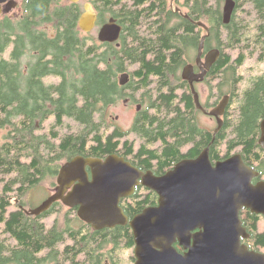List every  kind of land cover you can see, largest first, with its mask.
Returning <instances> with one entry per match:
<instances>
[{"label":"trees","instance_id":"1","mask_svg":"<svg viewBox=\"0 0 264 264\" xmlns=\"http://www.w3.org/2000/svg\"><path fill=\"white\" fill-rule=\"evenodd\" d=\"M88 1L98 11V24L106 12L118 18L119 45L81 31L82 3L68 0H26L21 20L0 29V264H125L121 255L134 246L129 225L96 230L60 201L38 216L26 212L30 194L45 182L54 185L61 164L76 155L118 154L140 169L155 165L163 172L209 146L211 159L238 153L264 174L259 167L264 74L241 89L237 72L248 56L264 58V0H234L228 24L222 20L224 0ZM145 2L151 14L139 18L134 6ZM171 2L188 17L174 14ZM193 21L208 28L204 50L220 51L212 68L215 103L232 92L228 116L214 134L198 125L187 83L178 84L184 89L180 96L175 81L181 78L172 77L206 32ZM132 66L136 85H120L119 75ZM52 77L57 81L49 82ZM127 96L142 106L130 131L108 115ZM155 202L136 190L122 207L130 219ZM240 218L250 245L264 247L261 217L244 209ZM130 258L133 264V252Z\"/></svg>","mask_w":264,"mask_h":264},{"label":"water","instance_id":"2","mask_svg":"<svg viewBox=\"0 0 264 264\" xmlns=\"http://www.w3.org/2000/svg\"><path fill=\"white\" fill-rule=\"evenodd\" d=\"M235 8L234 0H224V24L231 21ZM97 19L92 4L84 2L78 17L79 29L91 32ZM193 22L207 31L200 39L196 56L202 79L204 72L217 61L219 50L211 51L202 60L208 28L202 22ZM121 31V25L111 16L100 26L97 39L114 43ZM181 76L189 82L195 106L204 111L193 87L197 80L193 78V65H185ZM118 81L124 85L128 74H121ZM227 104L225 96L207 113L217 119L215 132L222 125L220 116ZM260 126L259 144L264 149V117ZM86 168L90 169V179ZM256 175L238 153L211 163L208 147L196 158L176 162L161 176L143 172L116 154L105 159L75 156L60 167L56 190L27 213L38 216L60 200L69 208L76 207L78 217L96 230L129 225L134 238V264H264V253L249 250L241 243L247 231L240 211L245 208L264 215V181L252 183ZM139 184L154 190L158 202L129 219L120 201L130 196Z\"/></svg>","mask_w":264,"mask_h":264},{"label":"flooded vegetation","instance_id":"3","mask_svg":"<svg viewBox=\"0 0 264 264\" xmlns=\"http://www.w3.org/2000/svg\"><path fill=\"white\" fill-rule=\"evenodd\" d=\"M25 1L26 0H0V29H5L8 25H12V24H14V23H16V22H18L19 20H21V18L23 17V12H24V4H25ZM69 1V0H68ZM118 2V1H117ZM118 4L119 3H117V5L115 6V8H117V6H118ZM150 5V2H145L144 4H140L139 5V8H137L136 6H134V8L136 9V11H137V13H138V15H139V18H146L148 15H150L151 14V12L147 9V7ZM171 6H172V10H173V13L175 14V13H178V15L179 16H183V13H182V11L179 9V7H177V6H175V5H173V2H171ZM177 9V10H174V9ZM117 10V9H116ZM97 11V10H96ZM97 13H98V11H97ZM107 14L109 15L108 16V18L105 16V20H107V19H109V17H111V16H113V14L111 13V12H107ZM114 17V16H113ZM116 18V17H115ZM116 20H117V23L119 24V25H121L120 24V22L118 21V18H116ZM103 23V22H102ZM101 23V24H102ZM121 27H122V29H123V26L121 25ZM99 30V29H98ZM98 30H97V32H98ZM121 33H122V31H121ZM120 36H121V34H120ZM96 38H97V34H96ZM120 39V38H119ZM211 48H213V47H211ZM210 48V49H211ZM209 49V50H210ZM209 50H207V51H205L204 49H203V52H202V59L204 60V57L208 54V51ZM196 51H197V49H196ZM191 64H193V63H191ZM185 65V64H184ZM184 65L182 66V67H180L177 71H176V74H174L172 77H178V76H180V78H181V80L179 81V80H177V81H175V84L178 86V84H182L183 82H186L187 83V86H188V88H189V92L192 94V91H191V88H190V85H189V82L188 81H186V80H184V79H182V76H181V73H182V70H183V68H184ZM213 66H214V64L213 65H211L210 66V68L208 69V70H206L205 72H204V74H203V77H202V79H201V77H200V75L199 74H201V68L200 67H198V66H196V65H194V67H193V74H194V76H193V78H197V80H195L194 82H193V87H194V90L197 92V90H196V87H197V85H199V84H206L208 87H209V89H210V93H209V95H208V99H207V102L206 103H204V104H202L201 102V106L203 107V109H204V111L203 110H200V109H198L196 106H195V108H196V110H197V112H196V117H197V115L199 114V113H202L204 116H207V117H209L210 118V120H214L215 122H216V118L214 117V116H209L207 113L214 107V106H216L218 103H219V101L223 98V97H225V96H228V104H227V106H226V108H225V111H224V113L221 115V119H222V125H221V127L219 128V130L218 131H220L221 129H222V127H223V125H224V120H225V117H227L228 116V113H229V107L231 106V101H232V99H231V95H232V92H227L226 94H222L221 96H220V98L217 100V102L215 103V100H216V91H215V86H214V76H213V73H212V68H213ZM134 70H135V68H134V66H132V67H130L129 68V70L128 71H125V72H122L121 74H123V73H127L128 74V81L125 83V84H127V83H134L135 85H136V80L138 79L135 75H134ZM120 74V75H121ZM120 75H119V77H120ZM119 77H118V79H119ZM124 84V85H125ZM152 85H154V84H152ZM144 92V90L142 89V88H139L138 89V91H137V94L138 95H140L141 93H143ZM183 92H184V89L183 88H180L179 86H178V91H177V93L181 96L182 94H183ZM198 93V92H197ZM187 95H188V93H187ZM192 96H193V94H192ZM198 96H199V93H198ZM123 100V103L124 104H131V105H133V104H140L141 102L140 101H138V102H132L131 100H130V97L129 96H127V97H125V98H123L122 99ZM124 100H126V102L124 101ZM199 100H200V96H199ZM144 101V100H143ZM134 120V117H133V119H132V121ZM198 120V119H197ZM198 125H199V123H198ZM132 126V125H131ZM131 126H130V128L128 129V130H131ZM200 126V125H199ZM216 127H217V122H216ZM202 128L203 129H206V130H208V131H211L212 132V134H214L215 133V129H213V130H211V129H207V128H205V127H203L202 126ZM217 131V132H218ZM216 132V133H217ZM130 134H135V132L134 131H132V132H130ZM211 142H213V140L211 141ZM191 145L190 144H188V145H186L182 150V152L181 153H185L186 151H187V149L190 147ZM209 147V146H208ZM141 148V145L140 144H138L137 146H136V150H135V153H137L138 152V150ZM264 150V149H263ZM263 153H264V151H263ZM263 153H261V158H260V163H263V164H261L259 167H261V169H264V154ZM135 155V154H134ZM224 155V152H221V156H223ZM197 157V156H196ZM229 157V156H228ZM140 158L142 159L141 161H143V162H145L144 160L146 159V157L145 156H143V155H141L140 156ZM191 158H195V157H182L181 159H179L178 161H180V160H182V159H191ZM224 159L225 158H227V157H223ZM209 159H210V161H211V163H215V161L216 160H213V159H211V157H210V149H209ZM220 159H222V158H220ZM143 162H142V164H143ZM177 162V161H176ZM175 163V162H174ZM143 165H146V162H145V164H143ZM142 165V166H143ZM173 165V164H172ZM137 167V166H136ZM147 167V166H146ZM172 167V166H171ZM170 167V168H171ZM170 168H168L167 170H165V171H163V172H160V171H158L157 170V167L155 166V165H152L151 167H147V168H145V166H144V169H140V170H142L143 172H146V171H151L154 175H162V174H165ZM260 172H257V175L255 176V179L256 178H258L254 183H256V182H259V181H264V174H262V173H260ZM258 176V177H257ZM136 190L138 191V194H140V193H142V191L143 190H145L146 191V193L144 194V196H141V197H146V196H152V197H155V204H149V205H156L157 204V198H158V195L155 193V192H153L152 190H150V189H147V188H145V187H143V186H141L140 184L136 187V189H135V192H136ZM134 192V193H135ZM127 199H124L123 201H122V203H124L125 201H126ZM260 217H261V222L264 224V215H259ZM263 229H264V226H263ZM263 229H261L259 232H261ZM243 242L246 244V245H248V247H249V249H251V250H254V251H258V252H262V253H264V247H256V246H251V245H253V243L252 242H250V234L247 236V237H245V238H243ZM251 244V245H250Z\"/></svg>","mask_w":264,"mask_h":264},{"label":"rangeland","instance_id":"4","mask_svg":"<svg viewBox=\"0 0 264 264\" xmlns=\"http://www.w3.org/2000/svg\"><path fill=\"white\" fill-rule=\"evenodd\" d=\"M63 4L64 1L62 0ZM82 2H85L86 0H81ZM178 7V6H177ZM105 12V11H104ZM183 12H185L183 10ZM108 18V14L106 12L105 15ZM97 28L92 31V34L96 36ZM214 47V46H212ZM236 55V53H235ZM196 56V49H189L186 56V63H194V59ZM238 74H241L243 76V80L240 83V88H246L250 84L252 80H254L257 76H260L264 74V58L262 60L258 59L256 55L254 56H248L244 63L238 68L237 70ZM47 81V79H44ZM57 79L52 77L49 79V82H56ZM48 83V82H47ZM215 86V85H214ZM197 92L200 96V102L202 104L207 102L208 95L210 93V89L206 84H199L196 87ZM109 117H111L112 122L115 124V126H119L124 130H128L130 128V125L132 123V119L135 115V105L131 104H124L123 100L119 101V103L115 104L114 106H111L108 111ZM198 123L200 127H205L207 129H215L216 128V122L214 120H210L209 117L204 116L202 113H199L197 115ZM52 119H49L45 125H48L49 123H52ZM130 139L134 140L135 136L130 135ZM140 143L139 140H136V144ZM137 146V145H136ZM136 146L134 149L136 150ZM53 183L55 182V179L51 180ZM48 182H45L44 185H42L41 189L37 192H32L30 196L28 197L30 201V207L32 208L35 205H38L43 199H45L50 193L54 191V185L48 184ZM1 191V189H0ZM146 193L145 190L142 191V193L139 194V196H144ZM52 218L48 219V223H50ZM133 252V250H125V253L121 255L120 261L121 263L125 264H132V259L130 258V254Z\"/></svg>","mask_w":264,"mask_h":264}]
</instances>
